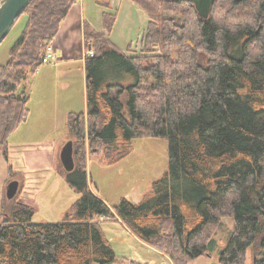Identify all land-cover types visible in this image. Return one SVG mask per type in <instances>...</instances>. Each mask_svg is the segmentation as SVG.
<instances>
[{"label":"trees","instance_id":"16d2710c","mask_svg":"<svg viewBox=\"0 0 264 264\" xmlns=\"http://www.w3.org/2000/svg\"><path fill=\"white\" fill-rule=\"evenodd\" d=\"M77 1L32 0L20 16L26 25L0 64L7 161L10 136L31 110L24 81L43 65ZM133 1L151 18L140 34L144 51L160 54L117 46L108 35L116 12L104 13L106 32L86 25V49L94 51L86 61L88 111L69 113L75 166L60 160L58 168L80 197L51 222H34L36 209L17 202L0 224V264H126L100 222L116 215L175 264L212 257L214 233L232 217L235 229L216 260L247 264L252 247L254 264H264V0H216L208 18L191 0ZM221 5L249 19L223 24ZM152 136L168 139L169 170L141 201L110 206L89 184L87 140L114 164L135 139ZM9 172L17 176L11 165Z\"/></svg>","mask_w":264,"mask_h":264},{"label":"rangeland","instance_id":"374dc122","mask_svg":"<svg viewBox=\"0 0 264 264\" xmlns=\"http://www.w3.org/2000/svg\"><path fill=\"white\" fill-rule=\"evenodd\" d=\"M225 6H227V4ZM225 6L222 7L221 5L217 9V15L221 23L229 25L231 23L237 22L239 19H249V14L246 13L247 11L243 10L240 13H233L229 10L227 11ZM26 21V15L20 17L19 21L8 33L7 37L0 43V64H6L9 61L10 50L20 38L26 25ZM116 24L117 21L114 27ZM130 26L135 25L130 23ZM146 26L143 28L145 29ZM143 28L142 31H140V34L144 32ZM140 34L134 37V41L131 44H129L130 42L125 44L126 46L124 49H127V52H135V54L142 55V57L149 56L152 53L160 54L162 49H154V51L148 52L144 51ZM176 56L177 54L175 57ZM44 65H42L41 68L48 67ZM35 77V72L30 74L24 81L25 83L22 88L25 90V93L30 96L28 103L29 107L31 108L28 117L29 119L27 121H23V125L21 124L17 127V130L12 133L9 140L13 143V141H15L14 137H16L19 140H23L24 138H34L35 140L40 141H52L55 147L54 162L58 163V166L60 167L61 149L69 141H71L72 138H75L71 137L70 135L69 126H67L65 122L67 118L60 119L62 117L61 116L58 118L59 121H48L49 123L55 122L58 124L56 125L57 128L52 129V127L48 124H44V121L41 122V115L43 112L51 111V109L58 110L63 100L62 95H64L65 92H62L58 89V87L61 85V80L57 82V78H51L50 83L41 87H37L34 80L39 78ZM68 80L70 83L72 82V84L70 87H68L67 91L72 93L74 98H77L76 102H78L80 105V101L85 96L87 99V76H84L82 69L78 67L74 71L68 72ZM52 96L54 97L53 99ZM45 99L47 100L45 101ZM58 113H60V110ZM51 118L54 119V117ZM14 144L15 143H13V145ZM85 147L87 149V172H89V184L111 206L118 204L120 199L123 197H126L127 199L134 202L141 201L147 192L152 189L154 180L161 178L165 172L169 170V145L168 139L165 137L162 138L152 136L135 139L133 141L134 149L129 154V156L114 164H109L107 160H105V150L98 151L97 146L91 147L89 140H87ZM20 148L22 151V147H19L18 149ZM23 149L25 150L23 151L27 154L26 159L27 161L29 159V162L39 161L41 163L47 164L52 157V151H49V149L37 151H28V149H25V147ZM9 165L10 164H8L5 157L4 145L1 144L0 203L2 207H0V209L2 213L0 214V224L6 221V218L10 215L13 206L17 202L29 204L34 209H36V214L33 218L34 222L60 221L63 217L62 215L66 213L65 209H67V207L73 204V202L80 197V193L76 190V188L69 184L67 176L57 171L53 172L54 176L49 179L48 183L45 185V188L38 192L35 199H32V196L35 194L34 192L39 188V186H34V172L26 170L22 173L20 172L18 175V178L20 179V191L15 196V198L9 199L7 197V185L11 180H13V176L10 175L9 172ZM49 170L51 171L50 168L45 171L49 172ZM43 174L46 178L49 176V174ZM117 218H119L118 215H116L115 218L109 219ZM109 219H100L101 223L105 222L102 227L107 231L108 235L111 234L109 227H112V225L106 223V221ZM219 225L220 226L214 233V237L216 239L214 245L215 256L219 255V250L222 249V247L226 244L230 238V234L235 229L234 219L232 217H225ZM114 226L118 240L112 238L113 240L111 239V241H113L117 258L121 263L122 261H125L127 264L126 257L130 258L135 254L136 258H138L140 261L147 262L146 264H175L173 259H167L159 255L151 247L144 244L140 240H137L131 235V233H129V231H127V229H124L122 226L120 227L118 225ZM156 250L159 249L157 248ZM247 259V264H254L252 247L249 249Z\"/></svg>","mask_w":264,"mask_h":264},{"label":"crops","instance_id":"0c3cea01","mask_svg":"<svg viewBox=\"0 0 264 264\" xmlns=\"http://www.w3.org/2000/svg\"><path fill=\"white\" fill-rule=\"evenodd\" d=\"M106 12L109 13L116 12L117 14V18H116L117 24L113 28L112 32L108 35L110 39L114 43H116L117 46H119L123 51L127 50L124 49L126 46L125 44H128L129 42H130L129 44H131L134 41V37L140 34L142 28L146 26L149 20L151 19L149 17V14L143 9V7H141L136 1L133 0H78L76 2V4L71 8V11L68 14V16L63 21V24L59 32L57 33L58 35L52 41V44L55 47V57H56L55 63L44 65L48 67L46 68L40 67L38 71L35 72L36 77L39 78L37 79L35 77L36 79L34 80L37 87H41L44 86L45 84L50 83L51 78L53 79L57 78L56 79L57 82L61 80V85L58 87V89L62 92H65V94L62 95L63 100L58 110L51 109V111L43 112L41 115L42 116L41 122L44 121L45 122L44 124L46 125L48 124L49 126L52 127V129L57 128L56 125L58 124H56L55 122L49 123L48 121L51 120L59 121L58 118L62 116L60 119L67 118L65 120L67 124L70 116L69 115L70 112H79L82 110L85 112L88 111V102L87 99L85 98L86 96L85 97L83 96L84 98L80 101V105H79V103L76 102L77 98L76 97L74 98L72 96V93L67 91L68 87H70L72 84V82L70 83L68 80V72L74 71L76 68L79 67L82 69L84 76H87L86 61L88 57L87 56L88 50L86 49V44H85V32H84L85 27L87 24L88 25L90 24V26L96 31L106 32L105 20L103 17L104 13ZM130 23H133L135 26H130ZM53 98L54 97L52 96V99ZM46 100L47 99H45V101ZM59 110L60 113H58ZM56 113L58 114L55 115ZM51 117H54V119H52ZM14 140L15 141H13V143H15L14 144L15 146L11 141L8 146L10 160L7 161L8 164H10L13 167V171L17 175L16 177L14 176L12 179L14 178L19 179L18 175L20 174V172L22 173L26 170L34 172L35 174L33 175V177H35V181H34L35 183L33 182L34 186H39V188L34 192L35 194L32 196V199H35L38 192L43 190L45 188V185L48 183L49 179L54 176L53 172L58 171L59 164L54 162L55 160L54 144L52 141H48V140L40 141V140H35L34 138L31 139L24 138L23 140H19L16 137H14ZM19 147H22V151L21 148L18 149ZM24 147L25 149H28V151L49 149V151H52L51 153L52 157L47 164L41 163L39 161L29 162V159L28 161L26 159L27 154L24 152L25 151L23 149ZM48 168H50L51 171L49 170V172L48 171L46 172L45 170H47ZM43 173L49 174V176L46 178ZM0 207H2L1 203H0ZM1 213L2 211L0 209V214ZM64 214L62 215L63 217L65 216ZM104 223L102 222L101 224L103 225ZM106 223L112 225V227H109L110 228L109 230L111 231V234L109 235L110 239L113 238L115 240L116 239L118 240V236L116 235L117 233L115 231V226H114V225H118L120 227L122 226L124 229H127V231H129V233H131L133 237H135L137 240H140V238L131 229L127 227V225L123 222L122 218L119 217L117 219H109L106 221ZM140 241L151 247L159 255L167 259L169 258L172 259L169 255H167L163 251L154 249L151 245H149L147 242H144L143 240ZM217 257L218 256H215L214 253L212 257L204 255L196 259H193L189 264H220L218 260H216ZM126 259H127L126 261L127 264L147 263L140 261L138 258H136L135 254L130 258L126 257Z\"/></svg>","mask_w":264,"mask_h":264},{"label":"water","instance_id":"95a60500","mask_svg":"<svg viewBox=\"0 0 264 264\" xmlns=\"http://www.w3.org/2000/svg\"><path fill=\"white\" fill-rule=\"evenodd\" d=\"M32 0H0V43L7 37L8 33L16 25L19 17L30 5ZM201 16L208 18L216 0H191ZM74 143L69 141L61 150V161L67 170H72L75 166ZM20 180L14 178L7 185V197L15 198L20 191Z\"/></svg>","mask_w":264,"mask_h":264},{"label":"built area","instance_id":"2783aa9c","mask_svg":"<svg viewBox=\"0 0 264 264\" xmlns=\"http://www.w3.org/2000/svg\"><path fill=\"white\" fill-rule=\"evenodd\" d=\"M94 51L91 50L89 52V55H93ZM43 64H54L56 61V57H55V47L52 44V42L47 44V48L43 57Z\"/></svg>","mask_w":264,"mask_h":264}]
</instances>
